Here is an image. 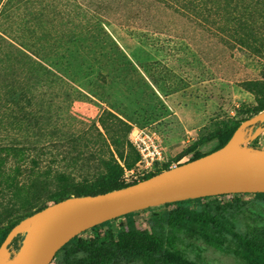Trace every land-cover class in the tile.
I'll list each match as a JSON object with an SVG mask.
<instances>
[{
	"label": "rangeland",
	"instance_id": "374dc122",
	"mask_svg": "<svg viewBox=\"0 0 264 264\" xmlns=\"http://www.w3.org/2000/svg\"><path fill=\"white\" fill-rule=\"evenodd\" d=\"M253 13L258 35L264 36V13L262 19L257 18L258 12ZM9 16L0 19V34L13 43L26 39L32 50L35 44L45 45L48 38L100 40L89 53L97 69L90 70L89 77L71 79L61 70H53L59 79L37 72L30 75L31 79L15 82L11 93L0 87V144L29 145L27 152L38 161L36 168L40 171L48 167L69 170L73 154L80 150L86 154L85 147H91L86 144L87 138L94 139L92 123L100 126L98 119L105 109L127 120L130 126L145 125L153 130L171 167L191 156L189 153L177 159L185 147L203 139L196 150H209L216 143L214 133L250 116L264 102V93L256 95L247 87L249 80L264 81V53L240 45L222 18L221 23L201 20L190 10L187 0H23L11 6ZM112 44L131 61L134 70H113L116 63L110 56ZM31 56L47 66L42 59ZM10 63V77L15 79L20 73L24 76L17 59H5L0 53V84L2 70L6 74ZM237 143L245 148H263L264 125L242 130ZM95 146L94 150L107 154L99 143ZM13 154L11 150L0 152V164L4 156L17 157ZM119 162L123 182L128 168ZM22 164L24 179L31 163L27 160ZM8 174L4 183H9L11 190L0 199L2 223L10 214L27 209L32 195L15 191L18 177ZM202 203L212 205L236 232L264 240V197L225 193L183 202L192 207ZM172 207L149 206L94 225L70 239L49 264H66L72 258L68 247L118 227L162 233L166 244L200 264H245L229 234L223 246L217 248L190 230L154 222ZM10 252L8 249L6 258H10ZM115 264L143 263L120 259Z\"/></svg>",
	"mask_w": 264,
	"mask_h": 264
},
{
	"label": "trees",
	"instance_id": "16d2710c",
	"mask_svg": "<svg viewBox=\"0 0 264 264\" xmlns=\"http://www.w3.org/2000/svg\"><path fill=\"white\" fill-rule=\"evenodd\" d=\"M22 1L0 0V19L9 18L11 6H17ZM187 2L190 10L200 16L201 20L221 23L220 19L222 18L224 26L227 27L233 38L240 45L245 46L253 52L264 53V36L258 35L255 15L253 13L258 12L257 18L262 19L263 16L261 14L264 13V0H187ZM37 11L39 12L40 10L38 9ZM214 16L215 18H213ZM95 36L97 37V35ZM19 39H21V35H19ZM25 40L24 42L20 40L13 43L0 34V53L3 54L5 59L10 60L11 57L17 59L19 63L16 65L24 73V76L20 73L15 79L10 77V70L13 68L11 63L8 65L7 75L2 70L3 77L1 78L0 87L5 93H11L15 82L21 78L31 79L30 75L37 72L56 76L57 72L53 70H61L60 73L71 78L80 75L82 77H89L90 70H97L91 62L93 58L89 53L95 49L100 40L97 41L95 39L94 41L85 42V39L80 37L72 38V36L67 40L63 38L60 40L52 38L50 40L48 38L45 40V45L39 44L38 46L35 44L33 50ZM29 52L31 55L42 59L47 66L32 57ZM110 56L113 57L112 59L116 63V67H113V70H134L131 61L125 58L114 44L111 45ZM14 70L17 69L14 68ZM56 79H59V76H56ZM56 79L54 78L53 82ZM247 87L256 95L264 93L263 80H249L247 81ZM261 110H264V102L256 110L254 109L251 115ZM244 118L235 120L231 125L214 133L212 138L216 140V143L205 152L196 150L199 142L203 141V139L185 147L177 155V159L189 153H191V156L177 164L202 156L224 145ZM145 120L143 122L147 123L148 120ZM98 122L100 126L92 123V135L94 139L90 137L89 140L88 138L86 140V144L91 147H85V149H88L84 155L82 154L83 151L80 150L71 156L72 162L69 170H49L48 167L45 171H40L36 168L38 161L30 157L27 152L30 148L29 145L13 144L11 146L10 144H0V152L11 150L16 153L13 155H17V157L10 156L12 158H8L9 156L2 158L0 164V199L8 195L11 190V185L4 183L9 179L7 175L11 172L18 177L17 180L19 181L14 190L32 193L27 209L10 214L5 223H2L4 216H0V243L15 224L52 202L71 195L105 192L138 181L124 183L119 178L123 171V167L119 161H122L123 165L129 169L138 160V154L127 138L131 128L130 124L127 120H124L108 109L103 110ZM252 125L263 126L264 120ZM72 143L74 145V140ZM96 143L100 144L102 151L107 153L106 155L99 150H94ZM251 148L264 149V147L259 148L255 146ZM132 153L133 157L130 158L129 156ZM27 160H29L31 165L27 175L23 179L25 168L22 163H25ZM168 162L167 160L153 172L141 176L139 180L169 168ZM44 178H46V181L43 180ZM254 194L264 197V192H256ZM215 196H203L196 199L200 201ZM188 200L190 199L164 203L163 205H173V207L165 214L155 218L154 222L157 224L166 223L170 227L190 230L198 234L205 242L217 248L223 246L224 239L229 234L235 239L237 254L244 260L245 264H264L263 239L250 238L236 232L229 220L218 213L209 203H202L199 207L183 204V202ZM105 223L106 221L100 224ZM24 234L25 230L19 231L8 244L7 248L11 249L10 257L20 247ZM65 248L66 243L60 249ZM68 250L72 258L66 264H115L120 259H138L143 264H200L194 260L187 259L176 248L166 244L162 233H158L155 230L148 232L142 229H125L122 227H118L115 230L107 228L103 235H98L89 242L78 240L73 246L68 247Z\"/></svg>",
	"mask_w": 264,
	"mask_h": 264
},
{
	"label": "water",
	"instance_id": "95a60500",
	"mask_svg": "<svg viewBox=\"0 0 264 264\" xmlns=\"http://www.w3.org/2000/svg\"><path fill=\"white\" fill-rule=\"evenodd\" d=\"M264 120V110L244 118L221 147L173 165L124 187L71 195L52 202L15 224L0 243V264H49L80 232L120 215L166 202L225 193L264 192V149L238 146L239 133ZM25 230L18 250L2 260L16 233Z\"/></svg>",
	"mask_w": 264,
	"mask_h": 264
},
{
	"label": "built area",
	"instance_id": "2783aa9c",
	"mask_svg": "<svg viewBox=\"0 0 264 264\" xmlns=\"http://www.w3.org/2000/svg\"><path fill=\"white\" fill-rule=\"evenodd\" d=\"M128 141L137 152L138 160L132 168L125 170L124 183L139 180L167 161L164 146L148 127L133 124L128 132Z\"/></svg>",
	"mask_w": 264,
	"mask_h": 264
},
{
	"label": "bare ground",
	"instance_id": "6f19581e",
	"mask_svg": "<svg viewBox=\"0 0 264 264\" xmlns=\"http://www.w3.org/2000/svg\"><path fill=\"white\" fill-rule=\"evenodd\" d=\"M7 256L6 255H4L3 256V258H2V260H7V258H6Z\"/></svg>",
	"mask_w": 264,
	"mask_h": 264
}]
</instances>
